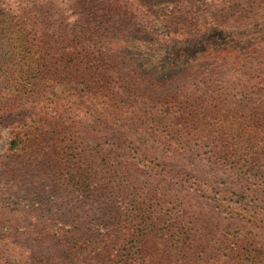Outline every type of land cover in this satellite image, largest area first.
Masks as SVG:
<instances>
[{"label":"trees","instance_id":"obj_1","mask_svg":"<svg viewBox=\"0 0 264 264\" xmlns=\"http://www.w3.org/2000/svg\"><path fill=\"white\" fill-rule=\"evenodd\" d=\"M263 23L264 0H0V200L32 153L85 200L74 230L37 208L1 247L28 250L19 264H264ZM81 133L100 143L94 186ZM195 160L238 192L189 174Z\"/></svg>","mask_w":264,"mask_h":264},{"label":"rangeland","instance_id":"obj_2","mask_svg":"<svg viewBox=\"0 0 264 264\" xmlns=\"http://www.w3.org/2000/svg\"><path fill=\"white\" fill-rule=\"evenodd\" d=\"M245 36L247 38L246 42L249 43L258 39L255 35H251L252 38L249 34ZM236 39L240 41L239 38ZM131 137L136 142L137 146L140 147V149H142L148 157L152 158V160L156 159L153 160L155 164H159L158 160L164 161L161 154V146L156 141L150 139L145 134H136ZM10 138V129L5 127L2 128L0 130V156L8 154ZM70 139H73L76 145L79 146L78 148L83 145L81 151L77 149L78 154L86 150L89 157L86 156L85 158L84 156V160H78V162H76V166H78L80 172L84 173L85 176L90 172L89 174L91 175V179L82 180V182H88L94 186V184H97V182L101 179L99 141H96L93 137H88L83 133L78 134L77 137L71 136ZM68 154L69 155H67V153L65 154L66 158L73 153ZM88 158L91 160H87ZM41 159L42 158L40 156L38 157L37 154L34 153L28 155L22 154L19 157L16 156V161L20 166H23V168L28 166L29 168L25 169V174L19 177L18 182H9L7 186V189L18 195L17 198L4 196L3 200H0V203L2 204L0 210L11 211V215L3 221V224L0 223V233L10 230L18 231V233H24L27 230H30L31 227H33L32 220L34 217L36 218L37 213L35 212V209L37 208H39V210L51 211L52 213H56L60 216L61 222H59L62 224V228L64 230H74L76 226L79 225V219L85 216V209L80 206L85 200L80 198L79 202H77L79 196L76 193L72 195V192L66 188L68 185L67 179H64V177L60 175L52 166H49L48 162L45 164L41 161ZM86 160L91 166L90 171L88 172L84 170L86 167L85 164H87ZM187 167V172L192 176L206 180L217 188L238 192L231 183L232 180H230L226 174L206 161L195 160L191 163H187ZM65 173H68L67 170ZM143 180L145 181L146 178L142 177V181ZM162 187L165 190H168L172 195L179 196L177 188L173 186L171 187L170 185H163ZM186 201L189 203L190 209L195 204L191 197H188ZM40 205H43L45 208L40 207ZM196 208L197 207H195L194 210ZM14 217H18L17 223L13 222ZM8 248H2L0 242V264L5 262L10 264H19L18 262L27 256L26 252L28 250L16 248L13 245ZM30 250L34 257L38 255L35 248H31ZM48 253L49 250L44 248L40 255L50 258ZM39 258H41V256H39Z\"/></svg>","mask_w":264,"mask_h":264}]
</instances>
